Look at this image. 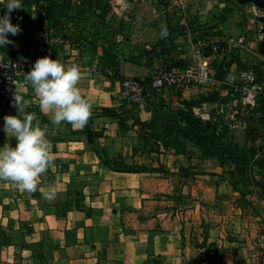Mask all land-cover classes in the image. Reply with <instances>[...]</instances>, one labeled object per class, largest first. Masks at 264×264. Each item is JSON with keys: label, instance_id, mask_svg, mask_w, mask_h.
Wrapping results in <instances>:
<instances>
[{"label": "crops", "instance_id": "0c3cea01", "mask_svg": "<svg viewBox=\"0 0 264 264\" xmlns=\"http://www.w3.org/2000/svg\"><path fill=\"white\" fill-rule=\"evenodd\" d=\"M186 1L175 4L184 7ZM151 2L115 0L111 10L113 26L125 30L127 45L139 52L133 55L142 58L160 41L161 25L173 28L177 16H185L180 26L186 25L188 15ZM7 13L0 0V16ZM204 14L199 13L201 20ZM10 15L21 31L9 34L13 43L1 51L78 65L83 74L78 86L92 105V129L100 137L91 145L84 128L55 126L25 85V98L33 101L26 111L34 112L47 129L55 154L56 167L42 184L57 187L58 193L45 200L39 192H21L0 181V264H264V149L250 169L251 184L241 178L240 168L204 159L195 147L189 146L186 155L158 147L135 153L137 122L128 121L135 126L125 131L120 119L141 117L150 105L128 104L121 82L113 77L148 80L150 70L132 64L131 55L124 60L109 56L103 50L106 39L97 42L96 51L71 42L50 46L43 32L47 24L38 21L34 8L23 6ZM185 56L181 53L180 59ZM130 64L144 71L142 76L127 74ZM145 87L151 91L149 82ZM104 108L117 110L119 116H97ZM3 127L0 117V148L15 146ZM120 159L151 166L153 172L122 173L104 164Z\"/></svg>", "mask_w": 264, "mask_h": 264}, {"label": "rangeland", "instance_id": "374dc122", "mask_svg": "<svg viewBox=\"0 0 264 264\" xmlns=\"http://www.w3.org/2000/svg\"><path fill=\"white\" fill-rule=\"evenodd\" d=\"M145 1L149 2L150 0ZM175 2L176 0H152L151 2L152 4H156L159 9H170V11L178 9L179 11L176 13H188L186 16V25L180 26V21L184 19L185 16L176 17L179 19L173 28L177 31L175 35L178 43L174 45L178 47V50L175 48V52L177 53V51H179V54L177 57L176 55L173 57V62L179 59L181 53L190 56L191 43L196 42L200 38H205L209 41H217L247 33L255 40H258L261 35L259 32L261 31L262 24L259 20L255 19L253 14L255 6L253 4L243 6L240 5L237 0H187L185 6L182 7L176 5ZM177 2H179V0H177ZM107 3L110 4L111 9L106 19H102L101 9L98 7V0H71L72 7L69 16L61 18L55 27L46 23L47 27L45 29L48 30V38H59L62 40L63 44L71 42L72 44L78 45V49L84 46L89 50L94 49V51L99 48L97 42L100 39H106L107 47L103 46V50L108 51L109 56H111V53H114L120 60H124V58H129L131 55V57H134L133 59H136V61H132L131 63H135V65H144L150 70L148 72L150 78L155 74L158 68L168 67L167 63L162 64L163 62H160L159 59L142 58L140 54L138 56L133 55L139 52L134 49L132 50L130 46L127 45L125 30L113 26L115 18L113 19L111 10L113 12L115 0H107ZM103 5L104 3H102V6ZM259 11L263 13L262 9ZM201 12H205L202 16L204 19L202 20L201 16H199ZM119 35L123 37V40L120 42L117 40ZM63 44L49 45L61 46ZM257 45L253 46L255 48L253 51L254 53L246 54L242 57L249 66L254 67L259 79L261 78L264 80V76L262 77L260 75V72L264 75V56L260 54L259 46ZM2 51L5 54L2 53ZM2 51L0 52L4 57H21L13 56L4 49ZM205 54L210 55L211 52L206 51ZM29 58L32 60L36 59V57ZM239 61L240 59L234 57H231L230 60L226 59L222 63L215 60L213 62V67L217 70L218 77L223 78L225 72L229 70L234 63L237 64L238 69L243 68L241 67L242 63L240 64ZM230 62L232 63L228 66ZM132 64L127 66L126 73L132 76H142L144 71L134 67ZM189 64L190 60H187L177 67L184 68V66ZM116 67L119 69V64L116 65ZM228 89L229 88L225 86L221 89V91L225 93L223 96L220 93L221 91H208L203 89L195 90L186 97L174 91H169L167 93L156 91L146 92L143 105L149 104L150 107L148 108L145 106V113H143L141 117L134 118L138 126V141L135 153L141 151L142 154H145L146 152L157 150V145L152 138L153 132L151 133L149 127L141 128V122L146 119H151L153 120L152 126L154 128H158V130L165 129L179 111L189 109L188 104H192V111L194 108L204 107V110L200 112L201 115L206 117L204 122H212L218 125L223 122L228 124L232 128L230 140L233 143H237L241 146H252L254 144L259 150L261 148L264 149V138L254 142L256 134H250L249 132L254 122L260 121V119L264 120V102L258 107L244 109L240 105L237 95L232 90L226 94ZM210 97H215V102H206ZM131 106L139 107L137 105ZM194 116L197 118L200 117L195 114ZM130 124L134 125L133 123ZM146 140H148V142L145 144L144 141ZM110 163L112 164L113 162L110 161ZM143 166L151 168V166L149 167L145 164H143ZM251 167L252 165L249 167L245 176L248 180L247 184H251V178L249 176Z\"/></svg>", "mask_w": 264, "mask_h": 264}, {"label": "clouds", "instance_id": "9594fccd", "mask_svg": "<svg viewBox=\"0 0 264 264\" xmlns=\"http://www.w3.org/2000/svg\"><path fill=\"white\" fill-rule=\"evenodd\" d=\"M4 7L8 13L0 16V47L13 43L7 38L9 34L15 36L21 31L19 25L12 24L10 14L23 9L22 0H4ZM168 35L166 25H161V38ZM82 77L78 65L61 63L46 56L37 59L24 76V84L15 85L12 106L18 114L3 118V131L16 143L15 146L6 143L0 148V181L9 182L21 192H39L45 200L57 197V187L42 184L49 170L56 167L53 143L37 115L26 111L33 101L25 98V85L31 88L41 113L50 115L55 126L67 123L75 129H82L92 116V105L82 96L78 86ZM60 180L57 177L56 183L59 184Z\"/></svg>", "mask_w": 264, "mask_h": 264}, {"label": "built area", "instance_id": "2783aa9c", "mask_svg": "<svg viewBox=\"0 0 264 264\" xmlns=\"http://www.w3.org/2000/svg\"><path fill=\"white\" fill-rule=\"evenodd\" d=\"M253 14L255 19L264 17L259 8L254 7ZM258 40H255L247 33H242L237 37L209 41L200 38L191 43V55L183 57V60H190V64L184 68H158L155 74L149 80L151 91L167 92L174 91L184 97L190 95L195 90L203 89L208 91H221L225 86L232 90L238 97L240 105L244 108H255L264 102V83L260 81L254 67L245 62L242 56L254 53V45L259 46L264 39L261 31ZM252 37V38H251ZM120 42L123 40L122 35L117 37ZM48 44H63L59 38H48ZM206 51L211 52L206 55ZM231 57L240 59V62L247 65V68H237L234 63L227 70L223 78L218 77L217 70L213 67V62L218 60L222 63ZM36 61L29 57L9 58L4 57L0 52V117L14 115L16 108L12 106V97L15 93V85L24 84V76L31 71ZM226 70V68H225ZM146 87L143 79L124 78L121 81V95L130 105L141 106L144 102ZM223 96L225 93L220 92ZM204 107L194 108L196 116H200L203 121L206 117L200 114ZM199 117V118H200ZM232 128L225 122L220 124Z\"/></svg>", "mask_w": 264, "mask_h": 264}, {"label": "trees", "instance_id": "16d2710c", "mask_svg": "<svg viewBox=\"0 0 264 264\" xmlns=\"http://www.w3.org/2000/svg\"><path fill=\"white\" fill-rule=\"evenodd\" d=\"M100 9H101V18L106 19V16L110 12V4L107 3V0H98ZM102 3L104 5L102 6ZM24 7L29 9L34 8L38 21L40 23H47L50 26L55 27L58 21L69 16L71 10V0H23L22 2ZM215 28V27H214ZM169 35L167 38H161L158 44L150 51H147L143 58H152L153 60L159 59L167 63L168 68L177 67L180 64H183V59H176L174 61L175 55L179 54L175 52L178 50V47H175L176 30L172 27L167 28ZM44 38L48 40V30L43 29ZM2 47H0L1 51ZM134 59H131V62ZM240 62V61H239ZM173 63V64H172ZM229 63L228 66L231 65ZM241 64V62H240ZM185 67V66H184ZM241 67L247 68L241 64ZM260 75L263 77V73L260 72ZM115 80L120 82L124 79L120 75H115L113 77ZM260 81L264 82L260 78ZM149 82L144 80V85ZM146 93V92H145ZM215 102V97H210L206 102ZM189 109L179 111L178 114L172 119V121L166 126L165 129L159 131L158 128L152 126L153 120L149 119L140 123L142 127H149L151 133L153 132L152 138L154 143L157 145L158 149L162 148L164 151L169 152L173 155H186L188 153L189 146L195 147L200 151L201 157L204 159H210L218 162L220 166H236L241 169V178H246V173L249 167L257 160L259 155V149L253 144L252 146H241L237 143H233L230 140L231 130L222 125L214 124L212 122H204L202 119L194 116L192 111V104H188ZM92 116L88 124L84 127L85 135L88 139V142L91 145H94L96 139L100 137V133L93 131L92 129ZM97 116L103 117H117L119 113L115 109L104 108L100 112L96 113ZM264 114V109H263ZM264 118V117H263ZM134 120L132 114L128 117H121L120 126L123 130L127 131L134 127L128 121ZM264 124V120L260 119ZM250 134H255L251 132ZM145 144L148 140L144 141ZM104 164L116 172L122 173H147L153 172L152 168H147L143 165L133 164L127 165L122 159L120 161L115 160L112 164L108 161H105Z\"/></svg>", "mask_w": 264, "mask_h": 264}, {"label": "water", "instance_id": "95a60500", "mask_svg": "<svg viewBox=\"0 0 264 264\" xmlns=\"http://www.w3.org/2000/svg\"><path fill=\"white\" fill-rule=\"evenodd\" d=\"M237 2L243 6L253 4L257 8L264 10V0H237ZM258 20L262 24L261 33L264 35V17L259 18ZM259 52L262 56H264V39L259 44ZM145 121H147V119ZM255 131H257V135L254 137V142L264 138V124H262L260 121L253 123L251 132Z\"/></svg>", "mask_w": 264, "mask_h": 264}, {"label": "flooded vegetation", "instance_id": "af4514ba", "mask_svg": "<svg viewBox=\"0 0 264 264\" xmlns=\"http://www.w3.org/2000/svg\"><path fill=\"white\" fill-rule=\"evenodd\" d=\"M253 133H255V134L257 135V131H255V132H253Z\"/></svg>", "mask_w": 264, "mask_h": 264}]
</instances>
